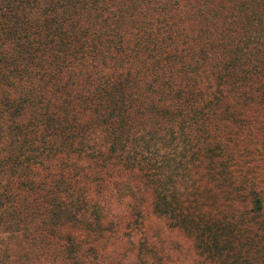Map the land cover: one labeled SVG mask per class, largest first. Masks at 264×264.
I'll list each match as a JSON object with an SVG mask.
<instances>
[{
    "label": "trees",
    "instance_id": "16d2710c",
    "mask_svg": "<svg viewBox=\"0 0 264 264\" xmlns=\"http://www.w3.org/2000/svg\"><path fill=\"white\" fill-rule=\"evenodd\" d=\"M0 264H264V0H0Z\"/></svg>",
    "mask_w": 264,
    "mask_h": 264
}]
</instances>
